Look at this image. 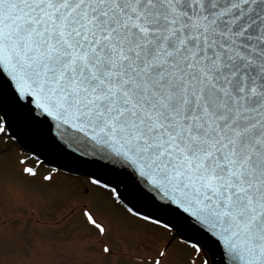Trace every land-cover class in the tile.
<instances>
[{
    "label": "snow or ice",
    "instance_id": "snow-or-ice-1",
    "mask_svg": "<svg viewBox=\"0 0 264 264\" xmlns=\"http://www.w3.org/2000/svg\"><path fill=\"white\" fill-rule=\"evenodd\" d=\"M0 139L57 264H264V0H0Z\"/></svg>",
    "mask_w": 264,
    "mask_h": 264
},
{
    "label": "rangeland",
    "instance_id": "rangeland-1",
    "mask_svg": "<svg viewBox=\"0 0 264 264\" xmlns=\"http://www.w3.org/2000/svg\"><path fill=\"white\" fill-rule=\"evenodd\" d=\"M2 143L0 139V144ZM13 155H15V149H13ZM24 166L36 168L37 176L40 178L52 171V169L42 167L32 157H29L24 165H20V168ZM64 179L65 177L58 176L57 182H63ZM31 187L21 182L15 172L7 174L0 172V209L6 206V211L0 210V227L11 230L26 226V234L30 243L41 247L45 254L32 253L25 257L13 252L0 255V264H57L61 257L48 254V246L51 245L53 250L59 251L58 246L61 241L72 234L71 222L59 227L56 225V217L60 209L55 204H41L35 199ZM189 259L192 264H195L196 255L193 254Z\"/></svg>",
    "mask_w": 264,
    "mask_h": 264
}]
</instances>
